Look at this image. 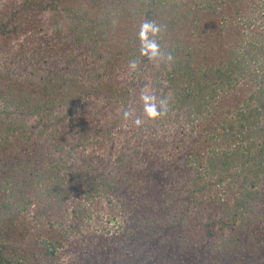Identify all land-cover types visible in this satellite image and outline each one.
Listing matches in <instances>:
<instances>
[{"label":"trees","instance_id":"trees-1","mask_svg":"<svg viewBox=\"0 0 264 264\" xmlns=\"http://www.w3.org/2000/svg\"><path fill=\"white\" fill-rule=\"evenodd\" d=\"M259 2L193 0L189 6L179 0H146V4L143 0H12L0 9V74L6 81L0 85V264H49L62 240L82 252L74 264H101L106 259L115 263L112 244L118 235L75 236L83 219L81 203L71 208L65 221V201L76 187L84 189L83 197L103 188L131 207L138 229H132L131 237L122 234L118 245L124 252L130 248L129 256L137 254L135 260L130 258L133 264H217L213 263L216 254L224 257L233 251L234 233L253 243L246 252L261 253L254 247L256 236L244 230L250 226L264 230V190L254 189L264 175V123L259 118L264 115V0ZM134 3V9L146 6L147 17L155 14L173 27L177 24L188 38L186 45L176 39L165 52L173 58L166 61V81L158 101L166 100L167 113L180 110L169 121L179 126L184 114L183 120L190 124L205 120L197 133L206 139L229 145L238 140L229 151L209 147L206 156L207 169L217 175L216 184L225 179L220 171L243 165L225 185L230 189L239 181L234 205L221 213L202 216L195 210L191 217L192 198L186 205L184 195L193 189L186 193L183 184L174 186L179 167L159 158L157 151L146 150L141 156L144 161L150 155L159 158L156 163L167 166L165 175L152 160V166L149 162L136 166L132 159L137 151L129 149L127 141L136 129L123 125L119 113L138 101L144 106L141 96L147 87L143 83L116 86L106 75L119 63L147 60L133 33L123 34L120 29L124 20L133 17ZM246 7L253 10V18L242 15ZM260 8L262 13H255ZM28 19L42 23L34 22L30 32ZM195 29L209 31L197 36L199 45L191 39ZM90 32L95 37H89ZM110 32L120 36L112 37ZM152 80H159L158 75ZM224 102H232L230 109ZM215 105L234 116L221 124L223 139L212 117L207 121V113L218 114ZM120 126L126 127L121 129L125 136L119 135ZM138 128L140 141L147 135V122ZM185 138L175 140L185 142ZM165 196L173 204L163 210ZM30 206L32 215L25 219L21 212ZM173 214L180 221L169 222ZM145 222L158 226L146 232ZM216 236L221 237L220 244L197 252L201 245L194 237L206 245Z\"/></svg>","mask_w":264,"mask_h":264},{"label":"rangeland","instance_id":"rangeland-1","mask_svg":"<svg viewBox=\"0 0 264 264\" xmlns=\"http://www.w3.org/2000/svg\"><path fill=\"white\" fill-rule=\"evenodd\" d=\"M10 1L12 0H0V9L2 7H5L7 3H9ZM143 1L144 3L146 2V0H143ZM179 1H183L187 3L189 6H190V1L193 2V0H179ZM237 1H240V0H237ZM259 1L261 2V0ZM131 7H133V9L136 8L135 3L132 4ZM134 11L135 13L133 17L131 19L124 20V23H123L124 25L120 28L123 34H129V32H132L133 37H136L135 39L136 41H134V43L141 45V41L139 38V32H140V26L145 21H154L158 25L165 26L162 28L161 32L156 37H154L160 46L161 55L155 59H149L147 57V60L144 62L141 59L137 58L136 60H130L127 63L124 62V64L119 63L115 65L113 72H111V75L110 74L106 75V78L108 79L109 77V79H112L113 83L116 86H120V85L132 86L135 83H139V84L143 83L147 87L146 90L150 94H153L156 96L157 102H158V99H160V93L162 89L160 86L165 85V81H166L165 74H166V71L168 70V67H167L168 62H166L167 54L165 53L166 48L170 46L171 44H173L176 41V39L179 40L180 44L182 43V45H186L188 38L185 37L186 35L185 30L177 26V24L176 26L173 27L172 23H170L169 20L165 21L164 19H159L155 16V14L149 15V17H147L145 5L144 7L141 5L140 8L134 9ZM242 12H243L242 15L248 19L253 18L255 15L253 10L247 7L246 9L242 10ZM255 13H262L261 8L256 9ZM118 19L122 20L124 19V17H120ZM27 21H28V24L26 25V27L30 28V32H31V29L34 27V22H36L38 25L42 23L40 19H37V20L28 19ZM217 21L218 20H216V22ZM256 21L258 22V20ZM114 27H117V25ZM99 29L102 30L103 29L102 26ZM208 32L204 34L195 29L191 32V39L192 41L196 42L197 45H199L200 42L197 36H199L200 34L209 35ZM101 34L105 35L107 33L105 31V32H102ZM108 34L111 35L112 37L120 36V34L113 36L111 32ZM90 35L95 37L96 34L95 33L91 34L90 32L89 37ZM39 36L43 37L42 34H39ZM150 38H153V37H151L150 35ZM105 44H107V42L104 43V45ZM132 61L136 62L135 68L131 66ZM37 72L41 73L40 70ZM155 74L158 75L159 80L157 81L152 80V76ZM1 75L2 74H0V85H2L3 87V84H5L6 81L4 82V79ZM241 81H244V80L241 79ZM12 87L15 88L14 85ZM236 91L231 92V93H235ZM229 94L228 96H230ZM231 103L232 102L230 103L224 102L225 104L224 106L230 109ZM140 106H143V105L140 101H138L134 104V106L130 107L131 109L129 107H126V110L131 111L132 113V115L128 119L124 118L123 111H120L119 113L120 121L122 122L123 125L127 124L131 128L136 129V130L130 131V133L134 134V137L132 138L131 141H127L124 138V140L128 142L129 149L135 148L137 151L135 154L133 153V151L128 150L129 152L133 153L132 159L135 165L144 166L147 164V162L152 160L153 166L157 165L156 167L159 168L161 171L163 170L162 173H164L165 175V170L167 166L166 164L161 165V162L156 163L160 161L159 158L166 159L168 163L170 164H173V163L177 164L178 166L176 167L177 168L179 167L178 168L179 171L177 174V178H175L172 182L175 184L174 186L177 188L181 184H183L185 186L184 189H186L185 190L186 193L189 190L193 189V191H191L192 196H191V193L190 194L187 193L184 195L186 198V205H189L188 203L190 199L192 198L193 203L189 205L191 217L194 215L195 210L199 211L198 212L199 215L207 216L208 213H211L213 211H215L217 214V213H221V211L225 210L226 208L233 206L234 205L233 197L236 195L235 192L238 189L237 187H238L239 181L234 182L230 186V189L232 190L227 189L225 185H227L230 182L229 180L231 178V175H235L238 172H240V168L243 167V165L238 164L234 166L233 168H230L227 171L225 170L220 171L218 175L221 174V176H223L225 179H223V181L220 184H216L215 180H217L216 179L217 175L210 174L211 170L207 169L206 156H207L209 147H214L218 151H224V150L229 151L230 149L233 148L234 145L238 143L237 142L238 140L234 141V144L229 145L227 143L226 144L221 143L218 140L206 139L202 135V132L200 134L197 133L198 131L199 132L201 131V128L203 126H205L203 124V121L205 122V120L201 121L202 123L194 121L193 124H190L183 120L184 114L179 116V120L177 122L179 126H177L175 123L169 121L172 118L171 116L177 113L178 109L176 108L173 111L167 113L166 116H161V117L152 119V118H149L145 114L144 110L143 111L140 110L141 108ZM215 109L217 110L218 114H214V115L212 114L211 116L210 112L207 113L208 114L207 121L209 122V119L212 117L210 120L213 123H215V125L218 126L217 128L218 131H216V133H220L219 137L223 139L224 137L222 135L224 134H221L222 131H220L221 124L229 123L232 119H234V116L232 114L223 113L224 110H221V108L219 106L217 107V105H215ZM212 110L213 109H211V113H212ZM137 118H139L142 121V123L147 122V128H146L147 132L145 131L147 135H145V137L142 138V140L140 141H138L140 139L139 138L140 137L139 128L135 124V119ZM259 118L261 119L262 123H264V115H260ZM199 124L201 126L200 128H199ZM122 127H125V126H120L119 135L125 136L124 133L121 131ZM152 132L155 133L156 138L153 135L150 137V134H152ZM182 136L186 137L185 142L183 141L178 142L177 140H175V139H178V137L181 138ZM170 138L171 140L169 141ZM118 147L119 146L117 145V148ZM146 150H148L149 153H154V151H157L159 158H157L154 155L153 156L150 155V158L149 156H147L145 157L147 161H144L142 156H144V154L147 152ZM254 152H255V149H253L250 153H254ZM245 155L248 156L250 154L246 152ZM150 166L152 165L150 164ZM176 173H177L176 170L175 172L171 171L170 177H167V179L168 180L173 179ZM196 177L198 178L197 188L203 187L202 189H197L193 187V181L195 180ZM157 179L159 182L160 181L163 182V178H157ZM256 185L257 186L254 189L264 190V175L259 177ZM87 188L88 187H86V189ZM83 190L84 189L82 187L80 189L76 187L75 190L70 193L69 198L67 197L65 201V204L67 206V210L66 212H64L65 221H68L70 219L69 217L70 210L76 203H78L77 205L81 203V206H82V218L83 219L81 222L80 230L77 231V233H75V236L79 237V234H80L82 238V237H87L89 235H103V237H109L111 235H118L117 241H114V243L112 244L113 245L112 252L115 253V256H114L115 263L110 262L108 259H106V261L101 262V264H120V260H123V261L128 260L129 264H133L130 258L132 260H135V258H137V254L134 253L129 256L126 254V251H129L131 249L128 248L124 252L119 249L120 244L118 245V241L121 238L122 234L131 237L130 235L131 233H133L132 229L133 230L138 229V223L136 222L137 219L136 221H134L133 213L131 212V210H129L131 207L125 206L123 204V201L120 202V200L118 199L117 196H115V194H108V192H104L103 188H101L99 193L90 194V195H87L86 197L82 196ZM174 199L177 200V198H174ZM175 203H177V201ZM172 204L173 202L171 201V198H169L168 196H165L162 199L163 210L168 207H172ZM32 212H33V208L30 206L28 210H23V212L21 213H23V216H25V219H30ZM19 218H23V217L19 216ZM200 220L203 221L205 220V218H202ZM176 221H180V219L178 218V216L173 214V216H171V218L169 219V222H176ZM197 223H199L198 220L194 221V224L197 225ZM235 223H238V222L236 221ZM152 225L153 226L145 222V225L142 230L146 232H150L151 230L153 231V229L158 226L154 223H152ZM260 228H257L256 226L254 227L250 226L248 228H244V230L246 233L256 236V240H255L256 244H254V247L258 251H261V253L256 254L255 252H251L249 249L246 252L245 247H248V248L251 247L252 249L253 243L250 242L249 240L244 239L243 237L241 238L240 236L234 233L230 237L234 245L233 251H230L229 255L224 256V257L221 254H218V255L216 254L214 257L213 263L217 262V264H237L238 261H244L245 264H264V248L261 246V242L262 243L264 242V230H263V226H261ZM194 239H195L194 240L195 243H199V245H201V248L200 246L197 247V252L201 251V249L204 247L207 248L205 250H209L208 248L210 245H213V244L217 245V244H220L221 242L220 236H216V238L209 239L206 245L199 242L200 238L194 237ZM68 243L69 242H67L66 240H62L63 246L61 248H58L57 257L49 264H69V263L74 264L78 262V259L80 258L82 252L79 251L80 253H78L75 250L73 251L71 247L68 245ZM235 256L239 258L236 262L234 261L236 258ZM159 262L162 264L161 261ZM85 263H87V261ZM134 264H145V263L138 261ZM146 264H153V263L151 261V262H147Z\"/></svg>","mask_w":264,"mask_h":264},{"label":"clouds","instance_id":"clouds-1","mask_svg":"<svg viewBox=\"0 0 264 264\" xmlns=\"http://www.w3.org/2000/svg\"><path fill=\"white\" fill-rule=\"evenodd\" d=\"M165 27L163 25H158L154 21H145L140 26L139 38L141 41V53L147 56L149 59H155L161 55L160 46L157 43L156 37ZM151 37L153 38H150ZM172 55L168 54L167 59L172 60ZM131 66L136 67V62L132 61ZM141 99L144 103V112L145 114L152 119L164 116L167 114V102L164 99H161L157 102L155 95L150 94L147 90L142 94ZM132 115L131 111L125 110L123 116L125 119H128ZM142 121L137 118L135 119V124L139 126Z\"/></svg>","mask_w":264,"mask_h":264}]
</instances>
